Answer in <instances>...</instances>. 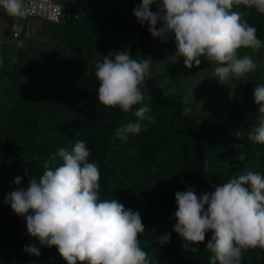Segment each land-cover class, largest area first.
I'll return each mask as SVG.
<instances>
[{"label":"trees","instance_id":"16d2710c","mask_svg":"<svg viewBox=\"0 0 264 264\" xmlns=\"http://www.w3.org/2000/svg\"><path fill=\"white\" fill-rule=\"evenodd\" d=\"M60 1L66 5L65 19L52 24L29 18L24 46L5 51L0 66V264H67L55 246H41L38 257L23 250L38 241L26 234V220L5 201L11 191L26 188L30 176L42 175L53 153L72 148L77 140L86 142L89 162L100 169V199L113 198L140 212L146 229L138 239L151 264H210L211 231L195 251L183 249L174 230L175 193L191 188L199 196L247 171L264 175V145L248 142L249 131L236 142L222 129L232 120L237 128L257 126L251 96L264 83V14L253 8L244 17L257 29L259 51L238 50L257 67L229 79L228 86V81L222 85L202 77L215 78L214 62L202 57L189 69L183 58L173 56L174 40L162 42L148 24L141 26L133 9L142 0ZM233 10L246 11L243 5ZM157 38L160 45L153 41ZM126 49L133 58H153L151 76L141 85L145 99L133 111L147 104L154 122L144 121L145 129L122 141L115 130L136 117L98 101L95 65L110 51ZM167 59V66L159 63ZM208 108L212 116L202 119ZM239 154L246 159L240 161ZM16 176L22 177L20 185ZM169 233L170 241L162 246L159 237ZM241 264H264V249L245 250Z\"/></svg>","mask_w":264,"mask_h":264},{"label":"clouds","instance_id":"9594fccd","mask_svg":"<svg viewBox=\"0 0 264 264\" xmlns=\"http://www.w3.org/2000/svg\"><path fill=\"white\" fill-rule=\"evenodd\" d=\"M241 5L246 11L233 10ZM29 7L28 0H0V12L14 19L26 17ZM253 8L264 14V0H142L133 15L141 26L149 25L153 37L162 42L174 40L173 56L183 58L187 68L198 67L202 57L214 62L215 78L224 85L257 67L249 55H238L241 48L259 51L262 46L257 29L244 19ZM49 19L58 22L56 16ZM152 60L150 56L133 58L127 49L114 50L95 65L98 101L136 117L115 130L122 141L145 129L144 121H153L147 104L133 111V106L145 99L141 85L151 76ZM253 95L259 106V123L248 133V139L264 145V83L257 84ZM188 112L185 109L183 115ZM234 135L241 138L243 134L237 130ZM90 154L84 140H77L70 149L61 147L44 162L42 175L30 176L26 188L7 194L5 202L26 220V234L38 241L23 250L38 257L41 246H55L67 264H151L138 239L146 229L140 212L125 208L113 198L100 199V169L89 162ZM238 159L244 161L246 157L239 154ZM21 180L20 176L14 178L16 185ZM175 200L174 230L182 238L185 251H195L209 231L212 235L206 250L211 253L210 264H241L245 250L264 249L261 173L247 171L199 196L191 188L177 191ZM170 236H161L158 242L166 245Z\"/></svg>","mask_w":264,"mask_h":264},{"label":"built area","instance_id":"2783aa9c","mask_svg":"<svg viewBox=\"0 0 264 264\" xmlns=\"http://www.w3.org/2000/svg\"><path fill=\"white\" fill-rule=\"evenodd\" d=\"M29 3V14L24 18H17V27L12 34L10 42L14 45L21 43V40L28 30V19L29 18H40L44 19L48 23L59 24L65 19L66 16V5L60 0H28ZM56 16L58 22H54L49 17ZM11 59L17 60V56L10 52Z\"/></svg>","mask_w":264,"mask_h":264},{"label":"rangeland","instance_id":"374dc122","mask_svg":"<svg viewBox=\"0 0 264 264\" xmlns=\"http://www.w3.org/2000/svg\"><path fill=\"white\" fill-rule=\"evenodd\" d=\"M153 41H154L155 44H159V45H160V43H159L160 40H159L158 38H157V39H154ZM19 44H20V42L17 43V45H14V44H13L12 42H10V41H7V42H1V43H0V66L3 64L4 53H5V51H9V50H11V49H13V48H16V49H17V47L19 46ZM8 49H9V50H8ZM168 61H169V59H167V61H166L167 63H165L163 60H160L159 63L162 64V65L167 66V65H168ZM202 77H203V78H209V79L212 80L214 83H219V81H218L216 78H214V75H212V76H208V74H207V75L203 74ZM227 84H228V86L231 85L230 81H228ZM232 88H233V87H232ZM228 94H229L231 97H233V98H234V96L236 95V94H233L232 92H229ZM251 101H252V103H253V107H254V110H255V120H254V122L258 125L259 121H258L257 118H258V115H259V113H258V108H259V106L254 102V96H251ZM208 110H210V108H208V109L204 112V115L202 116V119H209L208 117H211V116H212L210 113H208ZM222 129H224V130L227 131L230 140H233V141H236V142H238V140H237V137L234 135V133H235L237 130H239L242 134H244L243 131H242V130H243V127L240 126L239 128H237L236 125H235V123L233 122V120H232V122L229 123L228 126H226V127H222ZM241 139H242V138H241ZM247 140H248V142H250V143H254L253 141L249 140L248 138H247ZM215 160H216V158L211 159V160H210V163L214 162ZM1 173H2V169H0V175H1ZM215 180H216V181H217V180H220L219 182H222L224 179L221 180L220 178H218V179H215ZM254 258H255V260L258 259V254H257L256 252L254 253ZM245 259L248 260V261H251V260H252V259L249 257V255H247V253H246V255H245Z\"/></svg>","mask_w":264,"mask_h":264},{"label":"water","instance_id":"95a60500","mask_svg":"<svg viewBox=\"0 0 264 264\" xmlns=\"http://www.w3.org/2000/svg\"><path fill=\"white\" fill-rule=\"evenodd\" d=\"M17 24V18L7 16L5 13L0 12V39L9 40L14 28Z\"/></svg>","mask_w":264,"mask_h":264},{"label":"crops","instance_id":"0c3cea01","mask_svg":"<svg viewBox=\"0 0 264 264\" xmlns=\"http://www.w3.org/2000/svg\"><path fill=\"white\" fill-rule=\"evenodd\" d=\"M0 35H1V32H0ZM0 40H2V39H0ZM24 41H23V38H22V40H21V43L19 44V46L17 47V48H21V47H23L24 46ZM14 49V48H13ZM253 128V126L251 125V126H249V127H246V128H243V130H245L246 132H250L251 131V129ZM242 130V131H243Z\"/></svg>","mask_w":264,"mask_h":264}]
</instances>
